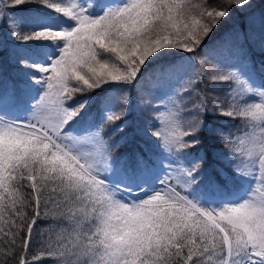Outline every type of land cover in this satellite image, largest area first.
Returning <instances> with one entry per match:
<instances>
[{
	"label": "snow or ice",
	"instance_id": "6c2138e0",
	"mask_svg": "<svg viewBox=\"0 0 264 264\" xmlns=\"http://www.w3.org/2000/svg\"><path fill=\"white\" fill-rule=\"evenodd\" d=\"M25 2L11 0L14 5ZM38 3L69 18L74 26L23 36L13 32L18 39L64 43L51 67L40 68L52 75L45 79L46 88L30 120L0 125V218L4 222L0 232L8 242L11 257L0 264H33L44 259L45 252L59 256L55 264H72L71 257L77 258L76 264H264V198L219 210L198 206L171 184L175 179L186 188L189 181L182 178L190 177L197 163L191 169L178 166L160 181V190L148 198L122 203L98 177L97 165L106 164L109 158L100 131L81 137L64 131L84 107L65 106L76 93L108 82L131 83L147 59L160 49L179 47L195 52L227 15V8L201 11L197 19L196 9L186 0H131L90 18L74 0L66 5L52 0ZM227 3L244 5L247 0ZM206 18L212 22H205ZM173 37H179L180 42H171ZM205 63L202 59L197 70ZM215 78L245 84L235 73ZM241 111L235 108L228 114ZM120 117L113 112L107 115V121ZM199 127H191L182 136H193ZM152 134L160 136L159 132ZM86 140H91L94 147L81 152L78 146ZM196 142L177 138L161 146L166 151H178ZM256 159L264 167V143ZM237 170L241 171L239 165ZM50 206L62 221L69 222V231L75 227L85 234L72 248L63 240L56 248L41 244L38 254L34 250L37 222L47 219ZM89 218L91 227L84 223Z\"/></svg>",
	"mask_w": 264,
	"mask_h": 264
},
{
	"label": "trees",
	"instance_id": "16d2710c",
	"mask_svg": "<svg viewBox=\"0 0 264 264\" xmlns=\"http://www.w3.org/2000/svg\"><path fill=\"white\" fill-rule=\"evenodd\" d=\"M52 2L66 5L68 0ZM74 2L85 15L96 18L98 5L106 1ZM186 3L196 9L197 19L201 11L227 8V15L195 52H185L179 47L160 49L147 59L131 83H104L76 93L65 105L72 109L84 104L65 132H91L95 128L107 142L109 158L99 166L108 165L111 172L98 171V177L122 203H138L148 198L160 190V181L173 168L191 169L197 163L198 168L191 176L182 178L189 181L186 188L175 179L171 184L202 208L219 210L238 206L250 198L257 199L258 184L264 190V167L256 159L264 143V95H261L264 92V0H247L244 5L228 4L227 0H186ZM88 4L98 7L93 10L95 13ZM0 9L3 12L0 15V125L27 123L46 88L45 79L52 75L41 72L40 68L51 67L64 42L23 40L13 32L23 36L45 29L69 30L74 22L38 0H26L18 5L8 0L6 6L0 0ZM205 22L212 21L206 18ZM171 42L179 43L180 38L173 37ZM202 57L207 63L197 70ZM209 66L210 69H204ZM215 70H220L222 75L235 73L245 84L217 79ZM182 96L186 97L181 101ZM235 108L242 111L229 115ZM113 112L121 117L107 121V115ZM198 125L193 136H182L184 131ZM154 131L160 136H154ZM177 138L197 142L178 151H166L161 146ZM93 147L87 144L85 152ZM238 165L241 171L237 170ZM114 168L125 175L126 182L121 181L120 174V180L111 178ZM48 191H52L51 186ZM53 207L50 206L47 219L37 222L34 250L38 254L41 244L56 248L57 242L63 240L72 248L85 234L75 227L69 231V222L62 221ZM84 223L91 227V218ZM0 227H4L3 218ZM3 237L4 233L0 232V261H10L8 242ZM42 255L45 258L33 264H55L54 260L59 258L47 252ZM71 261L76 264L77 258L71 257Z\"/></svg>",
	"mask_w": 264,
	"mask_h": 264
},
{
	"label": "rangeland",
	"instance_id": "374dc122",
	"mask_svg": "<svg viewBox=\"0 0 264 264\" xmlns=\"http://www.w3.org/2000/svg\"><path fill=\"white\" fill-rule=\"evenodd\" d=\"M105 1H106V2H105L103 5H101V4L98 5L100 8H99V10L95 11V12H98L97 15H96L97 17H99V16H101L102 14H104V12H105L106 10L116 9V8L122 6L125 2H131V0H105ZM88 8L91 9L93 13H95L93 10H94L95 8H98V7H97V6H93V7H92L90 4H88ZM98 14H99V15H98ZM35 29H36V28H35ZM200 59H203V60L207 61L206 58H204V57H202V58H200ZM210 67H211V66H209L208 68H204V69H210ZM215 71H217L216 75H222V73H221L220 70H215ZM180 93H184V91H180ZM146 97H149V95H147ZM185 97H186V96H182V97H181V101H182V99L185 98ZM33 108H34V107H33ZM9 109H10V108H9ZM95 130H96L95 128L92 129V131H95ZM66 133H68V134H70V135H72V136H74V137H81V136L85 135L86 133H88V131H85V132L83 131V132H81V133H79V131H78V132H66ZM87 144H93V142H92L91 140H86V141H84V142L82 143V145L78 146V147H79V150H80L81 152H85V151H86V146H87ZM99 167H100V166L97 165V168L99 169L98 171H100L101 173H105V174H107V173L111 172V168H110L108 165H107L106 167H104V168L100 167L101 169H100ZM173 170H175V168H173ZM102 171H103V172H102ZM113 171H114L115 173H114L113 176L111 177L112 179H118V180H120V177H121V181L126 182L127 179L125 178V175L116 172V171H115V168L113 169ZM116 173H117V174H116ZM119 174H120V177H119ZM112 179H111V180H112ZM112 181H113L114 183H118V181H114V180H112ZM109 186H112V185H109ZM115 186H116V185H115ZM107 187H108V186H107ZM255 195H256V196L258 195L256 201H259L261 198H264V190L262 189L261 184H258ZM250 199H253V198H250ZM254 199H255V198H254Z\"/></svg>",
	"mask_w": 264,
	"mask_h": 264
}]
</instances>
